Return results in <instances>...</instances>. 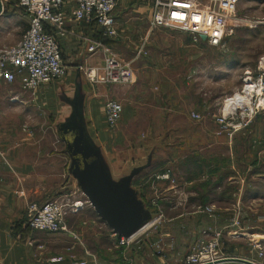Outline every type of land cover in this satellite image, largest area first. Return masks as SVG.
Segmentation results:
<instances>
[{
	"label": "rangeland",
	"instance_id": "374dc122",
	"mask_svg": "<svg viewBox=\"0 0 264 264\" xmlns=\"http://www.w3.org/2000/svg\"><path fill=\"white\" fill-rule=\"evenodd\" d=\"M150 1L126 0L125 6L134 7H130L125 16L148 20ZM122 11V7H117L116 17H123ZM258 22L263 24L254 25ZM0 24L4 26V32L0 30L1 47L10 46L18 43L25 34L29 18L15 4L9 5L6 17ZM81 25L88 27L87 32L92 28L86 24ZM133 29L122 34V28L117 25V37L107 43L119 60L130 64L134 69L135 78L132 83L92 86L87 77L88 72L93 68L104 67L105 54H88L83 42L71 41V37L67 36L68 39L59 40L66 69L64 77L44 84L34 96L22 94V98H19L21 100L27 97L32 101L38 99L37 115L29 117L25 113L21 119L12 122L0 120V132H56V143L65 150V144L60 139L56 127L71 115L70 100L74 99L76 84L80 87L81 98L91 97V100L97 103V112L105 106L107 100H117L124 108L122 120L114 129H109L107 124H99L100 132L95 135V140L93 139L101 148V155L113 180L117 182L129 175L134 168L146 165L148 161L162 166L168 164L171 151H168L167 129L171 122L167 120L166 115L171 111L188 116L186 122L190 120L191 132H231L229 128L223 129L219 126L216 117L225 111L226 100L234 98V94L241 91L244 72L255 71L264 57V0L241 1L236 17L229 25L225 49L210 47L202 41L194 44L191 38L189 40V34L171 29V35L176 34L171 37V53H155L150 47L152 36L147 37L151 30L150 24L140 21ZM97 31L95 28V32ZM179 34L184 37L177 36ZM144 41L148 55L136 59L137 51ZM154 53L160 55V66H166L171 60V81L144 70L143 65L150 61L149 58ZM5 87L7 93L16 92V82ZM43 99H46L45 105L41 104ZM171 106L178 107L172 109ZM195 113L201 117L199 121L193 119L192 114ZM243 130L240 132H247V128ZM145 172L146 170L137 176L133 183L148 193L153 191L151 179L156 181V178L155 173ZM160 174L161 171L156 173V177ZM144 176L151 178L142 179ZM147 181L149 185L147 183L141 188ZM167 182L171 185L170 181ZM229 189L225 191H235L232 187ZM148 203L151 206L152 202ZM225 205L232 207L235 204L231 200L225 202ZM214 218L215 213L210 219ZM224 219L225 223L231 224L236 217L231 215ZM153 220L156 221L155 225L149 226L128 246H120L118 239L110 236L105 226L97 220H89L86 225H82V229L73 230L78 239L61 233L64 255H68L62 257L65 261L84 258L87 264H182L187 253L182 244L176 246V243L171 242V225L155 215ZM238 221L244 227L255 225L254 228L248 229L247 234L264 235V223L256 222L255 218L238 216ZM69 226L72 227L70 223ZM251 237L246 240H224V252L237 255L248 252ZM86 251L89 254H86Z\"/></svg>",
	"mask_w": 264,
	"mask_h": 264
},
{
	"label": "crops",
	"instance_id": "0c3cea01",
	"mask_svg": "<svg viewBox=\"0 0 264 264\" xmlns=\"http://www.w3.org/2000/svg\"><path fill=\"white\" fill-rule=\"evenodd\" d=\"M125 4L126 0H121L118 5L123 8L124 14L123 17H117V25L122 28V34L133 31V26L140 21L149 24V19L125 16L131 7ZM5 17L6 14L0 16V22ZM69 26L68 37H71V41L81 43L83 37L99 38L94 25L88 32V27L74 21L69 22ZM3 27L0 24L2 32ZM151 30L147 37L152 36V51L164 52L167 55L171 53V37L176 34L171 35L170 29ZM177 36L184 37L180 34ZM4 47L8 46L1 47L0 43V49ZM155 53L149 58L146 66L143 65L144 70L171 81V60L166 66H160V55ZM15 82L16 92L12 91L13 93H7V83H0V120L4 122L21 119L25 113L29 117L37 115L38 99L32 101L27 97L19 99L20 101L12 100L15 96L20 98L22 94L25 95L20 79ZM45 101L46 99H43L41 104L45 105ZM83 103L87 129L95 140V135L100 132L99 124L106 126L105 107L102 106L97 112V103L93 102L91 97H84ZM175 107L178 106H171L172 109ZM166 118L171 122L167 129L171 160L169 159L165 166L153 162L145 173L153 172L156 178L159 171L163 173L171 170L177 183L170 185L164 180L151 179L153 191L148 193L133 183L139 198L151 211L152 218L155 215L171 225V242L176 243V246L182 244L187 254L205 231L223 232V241L246 240L251 237L247 232L255 225L241 226L240 234L243 236H227V233L232 231L233 223H225L224 218L231 215L247 216L262 224L259 216L264 215V112L253 119L247 127V132L232 134L215 131L191 132L190 120L186 122L188 116L177 111L169 112ZM7 127L10 128L9 124ZM70 166V157L56 143V132H0V264H67V260L62 263L50 262L51 258L68 256L64 255V240L61 237L63 232L52 234L32 230L27 216V205L29 202L44 203L53 199L86 201L77 181L69 172ZM147 183L149 185V181L144 182L141 188ZM231 187L235 190L233 193L232 190L229 191ZM227 188L229 190L225 191ZM20 192L25 195H20ZM231 200L235 205H225V202ZM148 201L152 202L151 206ZM206 205L215 207L214 219L198 212L199 207ZM89 220H97L112 236L113 232L99 219L90 204H85L78 213L67 217L69 232L66 234L72 237V234H75L73 230L82 229V225H86ZM253 240V237L249 240L248 252L234 255L257 258ZM86 254L89 253L86 251ZM78 260L85 261L84 258Z\"/></svg>",
	"mask_w": 264,
	"mask_h": 264
},
{
	"label": "built area",
	"instance_id": "2783aa9c",
	"mask_svg": "<svg viewBox=\"0 0 264 264\" xmlns=\"http://www.w3.org/2000/svg\"><path fill=\"white\" fill-rule=\"evenodd\" d=\"M121 0H0L1 16L6 14L9 5H14L29 18V26L20 41L13 46L0 49V83L11 84L20 79L22 92L36 95L44 84L64 77L66 69L60 39L67 38L70 32L69 22L95 26L99 38L83 37V43L90 54H105L103 68H93L88 72L89 83L94 87L123 85L132 83L134 69L124 64L106 43L117 37V17L115 11ZM242 0H151L149 24L151 29H175L189 34L191 42L200 41L213 48L225 49L229 25L236 17ZM263 24L262 22L254 25ZM205 36L206 40H202ZM144 41L137 51L136 59L147 56ZM242 89L234 94L233 111H223L216 117L219 126L230 129V134L249 126L253 119L264 112V57L255 71L246 70L242 77ZM249 100L244 106L241 99ZM233 98V97H232ZM231 99V98H230ZM13 101H20L17 96ZM232 101V100H231ZM105 120L109 129H114L122 120L124 108L114 99L105 102ZM226 109V106H225ZM224 109V110H225ZM199 121L198 114H192ZM172 171L166 170L156 177L157 180L171 179ZM24 196V192H20ZM89 204L86 201H62L53 199L44 203L29 202L27 216L32 230L44 233H68L67 217L76 214ZM199 213L214 216L213 205L201 206ZM264 223V215L259 216ZM156 221L152 222L155 225ZM242 232L238 216L227 236H239ZM72 237L78 239L76 234ZM120 246H128L135 238L126 239L112 233ZM253 247L257 258H243L224 252L223 232L205 231L202 237L191 247L182 264H264V244L255 239ZM50 262H65L62 256L50 259ZM67 264H87L86 261L72 259Z\"/></svg>",
	"mask_w": 264,
	"mask_h": 264
},
{
	"label": "water",
	"instance_id": "95a60500",
	"mask_svg": "<svg viewBox=\"0 0 264 264\" xmlns=\"http://www.w3.org/2000/svg\"><path fill=\"white\" fill-rule=\"evenodd\" d=\"M1 13L0 3V16ZM201 39L206 40L205 36ZM70 103L71 115L57 125L58 135L65 144V153L71 160L69 172L99 219L119 237L135 238L154 221L151 211L133 187L134 179L151 166V161L134 168L118 182L114 181L100 148L88 132L78 84ZM259 243L264 244V241Z\"/></svg>",
	"mask_w": 264,
	"mask_h": 264
},
{
	"label": "bare ground",
	"instance_id": "6f19581e",
	"mask_svg": "<svg viewBox=\"0 0 264 264\" xmlns=\"http://www.w3.org/2000/svg\"><path fill=\"white\" fill-rule=\"evenodd\" d=\"M239 97L235 96L234 98H231V99H227L226 102H225V106L226 104L229 102V105L226 106V109H225V112L226 113H229V112H232L233 111V105H234V102L236 101L235 99H238ZM232 100V101H231ZM244 103L243 105L244 106H249V100L246 99L245 97L243 99H241ZM152 225V224H151ZM150 225V226H151ZM147 230V229H146ZM257 242H260V241H264V235H253L252 236Z\"/></svg>",
	"mask_w": 264,
	"mask_h": 264
}]
</instances>
